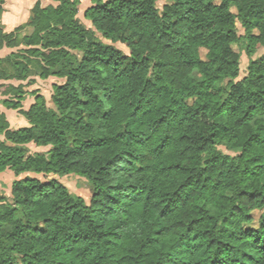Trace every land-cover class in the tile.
<instances>
[{
    "label": "trees",
    "instance_id": "obj_1",
    "mask_svg": "<svg viewBox=\"0 0 264 264\" xmlns=\"http://www.w3.org/2000/svg\"><path fill=\"white\" fill-rule=\"evenodd\" d=\"M56 1L0 0V264H264V0Z\"/></svg>",
    "mask_w": 264,
    "mask_h": 264
},
{
    "label": "rangeland",
    "instance_id": "obj_2",
    "mask_svg": "<svg viewBox=\"0 0 264 264\" xmlns=\"http://www.w3.org/2000/svg\"><path fill=\"white\" fill-rule=\"evenodd\" d=\"M35 2L36 0H6L5 5H4V12L2 15V20H1L2 26L5 27L7 30H9V29H13L14 27L16 28L17 26L23 24V22L24 23L27 22L31 14V9L35 5ZM165 2L166 0H159L158 1L159 7H162ZM57 3L58 2L56 0H41V4L44 6L48 4H57ZM82 16H83L82 13H80L81 20H83L86 23V25L89 26L90 23L84 20ZM237 27L239 29V32L243 34V29L241 28L239 23L237 24ZM120 46L125 48L123 44H120ZM9 50L10 49H6V51H4L3 53L9 52ZM262 54H264V48H261L253 56L248 55L245 51L242 52L240 76L238 77V79H241L245 76L247 72V66L249 64L250 59L257 58L261 56ZM36 74H37L36 71L33 70L31 73V77L36 78V82L33 85H31L29 89L39 88L41 93L46 97L48 106L54 107V104L51 98L52 85L55 82H60L61 79L55 76H52L48 79H41L38 76H36ZM226 82L227 81H224L223 83L225 84ZM3 98L4 97L0 95V109L3 110L7 114L10 124L16 128L28 125L29 124L28 120L25 118V116H23L20 113L18 109H8L3 105L2 103ZM33 103H34L33 95L27 94L22 99V104H23L24 109H29V107ZM27 147L31 152L45 151L48 149V147H39V146H36L35 144H29ZM220 149L226 153H230V154L236 153V151L230 148L226 143H222L220 145ZM25 175L26 174H23L20 177H23ZM31 175H34V174H31ZM37 176L40 177L41 179L45 178L43 175H37ZM15 178L16 177L14 176L13 173H10V172L3 173V175H1L0 177V193L10 195L11 185ZM59 179L69 188V190L72 193L82 196L86 200L87 203H90L92 195H93V187L86 178L79 176V175L70 174V175L61 176L59 177Z\"/></svg>",
    "mask_w": 264,
    "mask_h": 264
},
{
    "label": "crops",
    "instance_id": "obj_3",
    "mask_svg": "<svg viewBox=\"0 0 264 264\" xmlns=\"http://www.w3.org/2000/svg\"><path fill=\"white\" fill-rule=\"evenodd\" d=\"M38 0H36V2H37ZM82 1V6H84V8L85 7H87V6H89L90 5V3H91V1L90 0H81ZM35 2V3H36ZM24 23V22H23ZM4 29L6 30V31H12V30H14L15 29V27L13 28V29H9V30H7L5 27H4ZM6 49L7 48H4V49H1L0 50V56H3V55H5V54H7L8 52H5V53H3L4 51H6ZM10 51V50H9ZM6 172H10V173H12L10 170H7V171H5V172H3V173H6ZM3 173L1 174V175H3ZM1 175H0V177H1Z\"/></svg>",
    "mask_w": 264,
    "mask_h": 264
}]
</instances>
